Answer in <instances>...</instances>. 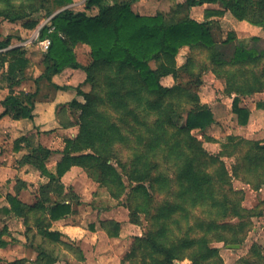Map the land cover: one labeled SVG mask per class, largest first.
I'll list each match as a JSON object with an SVG mask.
<instances>
[{
  "label": "trees",
  "instance_id": "obj_1",
  "mask_svg": "<svg viewBox=\"0 0 264 264\" xmlns=\"http://www.w3.org/2000/svg\"><path fill=\"white\" fill-rule=\"evenodd\" d=\"M136 1L85 0L83 9L76 10L73 8L74 0H52L56 11H51V18L40 29L38 38L39 41L49 38L51 45L44 56L43 74L35 80L31 79L36 86L33 92L16 94L14 90L28 80L26 70L30 61L26 51H7L17 55L8 61L5 73L10 93L2 102L5 107L3 116L12 114L15 118L33 119L34 101L41 81L51 82L53 76L69 68L85 71L86 82L91 83L95 91L84 93L79 90L86 102L73 101L71 104L80 111V130L75 139L66 140L64 156L57 164L56 174L46 167L51 151L41 145L33 147L22 160L23 163L33 164L50 178V183L42 187V192L45 194L52 187L64 189L60 179L72 166H79L98 177L102 185H107L115 193H119L118 189L121 194L125 191L123 177H128L132 183L127 203L123 206L129 210L130 222L139 221L136 207L140 206L138 199L141 193L149 204L146 214L150 227L144 237L136 238L126 256L127 262L133 264V258L142 251L144 255H141L139 264H153L148 260L154 264H174L175 260L184 256V251L193 250L188 255L192 264H222L217 250L210 248L207 234L222 228L224 223L217 220L205 223L206 220L197 218V230L203 231L202 236L169 241L168 236L173 233L172 223L177 221L180 226L175 216L181 214L189 219L188 206L197 210L207 206L221 218L237 219L232 226L239 227L246 218L252 222L253 217L262 213L243 210V199L238 197L230 184V173L221 162L222 155H210L202 143L191 136L193 131L203 132L215 124L211 108L199 106L196 100L194 104L197 107L188 110L185 124L179 126L173 120L179 110L174 106V96L195 95L193 92L201 83L203 74L207 70L212 71L225 81L226 95H238L232 107L238 124H248L250 111L240 107L239 96L264 92V39L252 37L248 41L240 40L235 32H229L226 40L219 42L210 23L192 19L189 12L194 6L220 1L237 19L264 27V0H185L169 14L154 16L136 14L132 9ZM223 14V11L208 10L205 16ZM36 25L32 24L31 28ZM79 44L90 47L91 65L83 66L77 60L75 47ZM8 47L6 42L0 49ZM183 47H189L190 54L186 64L177 67L176 57ZM170 74L174 75L176 85L168 88L161 84V79ZM258 107L264 108V103ZM107 108L122 112L129 119L125 116L127 120L124 119L122 126L106 113L109 112ZM153 116L155 119L151 122ZM174 129L177 132L170 131ZM184 135L188 138L181 139ZM167 137L179 139L170 142ZM25 140L24 137L15 143ZM164 143L165 150L176 155L174 178L159 171L160 164L155 161L160 153H164ZM122 149L133 151V156L131 154L125 160ZM223 152L224 156L234 159L235 176L249 184L257 183V189L264 186V145L261 141L243 138ZM212 165L218 167L211 170ZM7 198L18 216L28 219L35 211L11 195ZM71 198L68 204L60 202L49 210L41 206L36 211L48 212L52 220L66 217L75 212L72 203L76 199ZM113 227V231L108 230L110 237L119 234V224L114 223ZM193 229L191 226L189 231ZM44 234L53 241H58L61 236L58 232L47 230ZM243 240L230 239L225 244L241 245ZM3 246L5 242L0 237V248ZM249 254L264 259L255 245ZM42 255L40 252L39 257ZM213 259L218 263H211Z\"/></svg>",
  "mask_w": 264,
  "mask_h": 264
},
{
  "label": "crops",
  "instance_id": "obj_2",
  "mask_svg": "<svg viewBox=\"0 0 264 264\" xmlns=\"http://www.w3.org/2000/svg\"><path fill=\"white\" fill-rule=\"evenodd\" d=\"M184 1L137 0L132 9L141 16L169 14L178 3ZM84 2L85 0H74L73 7L84 5ZM208 10L223 11L224 14L206 17ZM189 15L198 22H209L219 42L226 40L229 32H235L240 40L248 41L252 37L264 39V27L237 19L220 1L194 6ZM75 53L79 63L87 66L90 47L79 44L75 47ZM33 54V50L26 49L30 61L26 70L28 80L14 88L16 94L21 91L33 92L36 88L31 89L25 85L43 74L41 66H44V58ZM189 54V47H183L179 51L176 57L177 67L186 64ZM152 66L155 64L152 63ZM86 78L85 71L69 68L53 76L51 82L41 81L34 101L33 119L15 118L12 114L3 116L5 107L2 102L10 90H0V237L5 242V246L0 248V264H121L131 246L133 238L129 234L135 227L130 223L129 210L123 205L115 207L116 204H112L109 208L95 203L96 185L88 178L84 169L72 166L60 179L64 189L55 187L56 191L52 187L44 194L42 187L50 183V178L33 164L22 162L33 147L41 145L51 151L46 167L49 172L56 174L57 164L64 156L66 140L75 139L79 134V110L69 103L74 99L78 103L84 102L83 97L77 95L75 87L82 85ZM219 80L220 83L224 82L221 83L222 89L225 81ZM43 82H47L51 88L43 85ZM161 84L171 88L176 85V79L170 74L161 79ZM224 95L228 102H232L229 106L233 107L234 99L230 101V98L238 95ZM239 98L240 107L250 111V118L247 125L237 127L242 130L246 127L253 130L264 128V108L258 107L260 103H264V92ZM216 107L215 104L210 105L215 117ZM257 136L262 139L255 140L264 144V132L259 131ZM24 137L25 141L15 143ZM8 195L35 211L30 213L28 219L18 216L12 210ZM71 196L76 199L72 201L75 212L71 215L52 220L48 212L36 211L41 206L49 210L60 202L68 204ZM111 223H118L120 226L117 236L110 237L108 234V230L113 231L114 228ZM46 230L61 234L59 240L53 241L46 237ZM40 252L43 253L41 257Z\"/></svg>",
  "mask_w": 264,
  "mask_h": 264
},
{
  "label": "rangeland",
  "instance_id": "obj_3",
  "mask_svg": "<svg viewBox=\"0 0 264 264\" xmlns=\"http://www.w3.org/2000/svg\"><path fill=\"white\" fill-rule=\"evenodd\" d=\"M79 1V0H78ZM76 10H82L83 5L73 7ZM56 11L52 5V0H0V46L4 43H9V47L5 49H0V90H4L5 88H9V83L5 79V73L8 67V61L11 58H15L17 54H8L7 51L10 49H19L31 51L33 50V55L40 56L44 58L46 53L40 48L38 44V37L40 35V29L43 25L47 24L51 17L49 14ZM37 23L36 26L31 28L32 24ZM89 58V55L88 57ZM91 58V60H90ZM90 58L88 60L87 66L93 63L92 57L90 54ZM41 69H44V66H41ZM30 74V73H29ZM87 79V78H86ZM201 83L197 85L196 92H193L195 95L190 96H174V101L178 112L173 117V120L179 126H183L186 121V115L188 110L197 106L194 104L197 100V104L199 106H207L210 107L211 104L217 105L216 107V117L215 124L209 127L206 131H193L191 136L195 137L198 141H200L203 145L205 151H207L210 155L220 156L221 162H223L230 173L231 178V186L234 191L238 193V197L242 200V208L244 211L248 213H262L261 216L253 217L252 222L249 218L245 219L244 224H239V227H234L237 222V219L233 218H221L218 216L214 209L211 210V207L192 209V207L188 206V216L189 219H185L181 214L175 216L180 222V226L176 224L177 221L172 223V231L168 236V240L171 239L179 240L182 237H190L197 238L203 235V231L199 232L197 230V218L206 220L205 223L209 221L217 220L220 223H224L223 227L220 229L213 230L212 232L207 234V239H209V246L212 249H216L220 259L222 260V264H264V259L260 257H251L249 252L253 245L257 247V249L262 253L264 257V186L260 189H257V183L250 182L247 183L245 180L243 181L241 177L235 176L233 173V165L235 161L233 158H229L223 151L227 147H231L233 143L240 141V139L251 140L262 139L259 135V131L264 132V128L261 130H253L252 128L246 127L244 130L237 127L238 121L236 114L233 113L231 105L232 102H228L226 98H224V90L225 87L221 89V83L219 82V78L212 72L206 71L201 79ZM84 84V85H83ZM78 87H75L76 93L78 96L83 97V103L86 102L83 95L79 94V90L84 93H91L93 90V86L89 82H85ZM224 84V82H223ZM48 88H51L47 82H43ZM25 86H30L31 89H35L36 86L33 82L27 83ZM83 88V89H82ZM98 88V87H96ZM99 92V89H96ZM234 97L230 98V101H233ZM73 101H76L74 99ZM71 101L69 104H72ZM223 101H226L223 103ZM79 102V101H78ZM82 104V103H81ZM195 105V106H192ZM106 106V105H105ZM229 106V107H228ZM109 112H106L110 115L111 118L117 123H120L122 126L124 125L125 114L122 112H116L107 108ZM80 111L78 114L79 120ZM215 116V115H214ZM127 117V116H126ZM128 118V117H127ZM131 118V117H130ZM129 119V118H128ZM155 117L153 116L150 121H154ZM242 126V125H240ZM177 132L175 129L170 130ZM248 136L249 138H247ZM183 137V138H182ZM180 137L181 139H187L188 136L184 135ZM167 141L174 142L177 139H168ZM251 138V139H250ZM264 145V144H263ZM166 149V143H164V153H160L156 157V162L160 164L159 171L164 172L169 177L174 178L175 172L177 168L174 166L176 163V155L169 150ZM187 152V150H184ZM133 151H128L126 149L121 150L122 156L125 157V160H128ZM170 153V158L167 155ZM224 153V154H223ZM133 156V154H132ZM163 156V157H162ZM131 162L126 161V163ZM117 167V165H116ZM218 165L211 166V170L217 168ZM119 172H121L119 170ZM89 179H91L95 185L97 192H95L94 196L96 199L95 203H99L104 207H109L112 204H116L115 207L123 205V203H127V196L130 192V182L128 177H123V182L126 187L125 191L121 194L120 189L117 191L119 193H115L110 191L107 185H102L98 180V177L92 176L86 172ZM243 177V176H242ZM136 184L134 183L133 186ZM117 189V188H116ZM115 193V194H114ZM236 197V195H235ZM176 201L180 202L178 199ZM138 203L140 206H137L139 221L133 224L134 231L129 234L132 239V243L128 252L125 254L123 259L121 260V264H131L127 262L126 256L131 252L132 247L135 243L137 237H144L149 230L150 224L148 220V216L146 211L148 209V202H146V198L143 194H139ZM232 221V222H231ZM234 223V224H229ZM194 227L193 231L190 232L189 228ZM136 233V234H135ZM233 239V241H242L239 249H229L225 244L227 240ZM193 250H186L182 253L184 255L182 258H179L174 261V264H192L189 260V256ZM141 255H144L142 251H139L136 258H133V264L141 263ZM189 255V256H188ZM213 258H216L215 256ZM211 261V260H210ZM250 261V262H249ZM148 263H153V261L148 260ZM211 263H218L216 259H213Z\"/></svg>",
  "mask_w": 264,
  "mask_h": 264
},
{
  "label": "built area",
  "instance_id": "obj_4",
  "mask_svg": "<svg viewBox=\"0 0 264 264\" xmlns=\"http://www.w3.org/2000/svg\"><path fill=\"white\" fill-rule=\"evenodd\" d=\"M38 38H39V37H38ZM38 44H39L40 48H41L45 53H47V51H48L49 48H50L51 41H50L49 38H45L44 40H41V41L38 40Z\"/></svg>",
  "mask_w": 264,
  "mask_h": 264
},
{
  "label": "water",
  "instance_id": "obj_5",
  "mask_svg": "<svg viewBox=\"0 0 264 264\" xmlns=\"http://www.w3.org/2000/svg\"><path fill=\"white\" fill-rule=\"evenodd\" d=\"M229 249H239L240 245H228L227 246Z\"/></svg>",
  "mask_w": 264,
  "mask_h": 264
}]
</instances>
